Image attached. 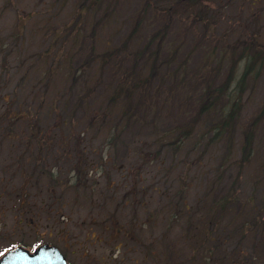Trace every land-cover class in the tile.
Segmentation results:
<instances>
[{
	"label": "trees",
	"instance_id": "1",
	"mask_svg": "<svg viewBox=\"0 0 264 264\" xmlns=\"http://www.w3.org/2000/svg\"><path fill=\"white\" fill-rule=\"evenodd\" d=\"M120 1L81 0L75 4V0L70 26L61 23L54 28V42L60 35L66 40L71 37L79 48L73 54H63L57 49L46 66V73L52 75L61 68L60 64H71L65 72V80L71 81V90L79 80L77 68L83 70L87 65L96 64L98 71L104 73L106 83L102 103L95 109H84L79 120L67 118L56 104L59 99L54 98L48 114L52 112L53 125L62 131L61 143L71 147H53L52 150L59 152L58 155L61 152L57 158L74 159L70 173L88 176L97 165L83 155L92 150L91 140L82 138L88 129L96 133L100 127L107 129L104 148H101L102 160L111 156V150L116 149L119 155L120 149L123 156L131 147L139 160L148 164L154 161L162 164L167 154L175 156L182 150L185 154L195 151L194 158L203 159L212 148L214 151L223 148L211 159L216 160L210 169L214 178L205 185L203 194L204 201L208 199L205 201L207 214L213 215L214 220L202 233L199 247H194L193 261L197 264H263L264 252L258 243L264 241V97L251 118L242 122L241 114L264 73V43L256 40L254 32L249 35L239 32L237 38L230 41L236 30L234 25L222 31L217 29L221 19L219 11H229L228 3L215 7L205 3L208 0H171L164 5L158 0H141L139 8L131 13L129 32L115 45L112 44L114 37L110 36L100 40L101 47H98L92 43L96 29L115 22L113 4L118 5ZM244 1L249 2L251 8L259 5L264 11V0ZM98 12L101 14L96 17ZM89 14L93 16L91 23L86 19ZM258 14L253 12L251 18ZM80 32L85 34L82 39H79ZM75 33L78 37L74 38ZM188 37L194 46L183 53ZM50 48L51 44L39 55L46 60ZM194 50H202L196 63H192ZM83 52L85 60L73 68L75 57ZM27 73L22 71L21 80ZM39 82L47 88L45 78H39ZM85 95L82 91L75 93V104L85 103ZM38 103L41 108L43 98H39ZM23 115L18 111L11 113L9 119L21 120ZM4 119L1 114L0 125ZM31 119L30 128H34V133L28 143L41 145V153L51 151L48 146L53 141L46 139L47 134L39 121L36 122V116ZM6 125L8 130L14 129L12 122L7 121ZM25 145L27 153L31 145ZM153 147L155 150L150 149V154L144 152L145 148ZM29 159H33L30 165L35 161L37 164L45 162L36 155L26 156V160ZM255 160L257 167L246 175L248 166ZM133 165L136 164H128ZM83 167L84 174L80 169ZM207 174L208 170L204 172ZM42 175L46 181L54 177L50 172ZM181 204L184 203L181 201ZM184 209L188 212L189 207L184 205ZM174 210L172 218H178L179 209ZM233 239L237 240V245L232 254L227 255L222 245H229ZM205 241L210 244L204 246Z\"/></svg>",
	"mask_w": 264,
	"mask_h": 264
},
{
	"label": "rangeland",
	"instance_id": "2",
	"mask_svg": "<svg viewBox=\"0 0 264 264\" xmlns=\"http://www.w3.org/2000/svg\"><path fill=\"white\" fill-rule=\"evenodd\" d=\"M158 1L164 2V5L171 0ZM226 1L205 2L215 7L228 3L231 7L229 11H219L221 19L217 29L222 31L234 25L236 30L230 36V41H234L239 32H244V35L254 32L256 40L263 44V8L259 5L251 8L249 2L244 0ZM74 2L75 0H0V115L5 118V122L0 125V144H4L5 149L6 144H13L18 147V152L22 148L26 150L25 144L31 145L29 151L24 153L25 190L31 194L36 193V177L46 185L44 189L40 188V212L25 210L26 223L30 224V219L32 223L37 222L40 226L41 243L56 244L74 264H197L193 261L192 251L194 247H199L202 233L214 220V216H209V210L205 208V201L208 199H203L204 187L214 178L210 169L216 160L211 159L219 155L223 148L218 151L212 148L204 154L203 159H195V151L185 154L186 151L182 150L175 156L167 154L162 164L156 161L148 164L139 160L131 147L123 156L120 149L119 155H116V149L111 150V156L102 160L101 148H104L107 129L100 127L99 133L88 129L82 138L91 140L89 144L92 145V150L83 155L97 164L95 171L91 170L92 173L88 176L70 173L74 159L71 157L65 160L64 156L57 158L61 156V152L58 155L59 152L52 150L53 147H71L61 143L62 131H58L53 125L52 112L48 114L54 98L59 99L56 104L67 118L79 120L84 109H95L102 103L101 94L105 90V75L98 71L96 64L87 65L83 70L77 68L85 60L84 52L77 54L72 64L78 70L79 80L71 90V81H68L69 78L65 80L66 69L71 64H60L61 68H57L52 75L46 73V66L53 60L57 49L63 54H73L79 48L73 44L71 37L66 40L60 35L56 42L53 41L54 28L61 23L70 26ZM78 2L81 0H76L75 4ZM141 3V0H121L118 5L113 4L116 7L115 22L98 26L92 43L101 47L100 40L113 36L112 44L115 45L118 39L129 32L131 13ZM253 12L259 13L254 19L251 18ZM92 14L86 18L87 21L90 19V23ZM100 14L98 12L96 17ZM73 35L74 38L79 35V39H82L85 34L80 32ZM50 44L52 48L45 60L39 53L49 48ZM192 46L194 44L188 37L183 53ZM194 52L192 63H196L202 50ZM22 71L28 72L23 80ZM39 78L47 80V88L43 87ZM32 87L34 89L30 90ZM80 91L82 95L86 94L85 103L78 101L75 104L74 94H79ZM263 97L264 73L257 82L255 93L242 111V122L253 116ZM39 98H43L41 108ZM18 111L25 114L23 119H9L11 113ZM32 116H36V122L39 121V126L44 128L46 139L53 141L48 146L51 151L41 153V145L28 143L34 133V128H30ZM7 121L12 122L14 129L8 130ZM236 140H240L239 134ZM150 149L155 150V147L145 148L144 152L150 154ZM28 155L41 156L45 162L37 164L35 161V164L30 165L33 159L26 160ZM130 163L136 165L129 167ZM257 163L255 160L248 166L246 175L253 173ZM80 169L84 174L85 167ZM206 170L209 174L204 175ZM45 172L53 174L52 181L43 180L46 178L42 175ZM12 181L17 184L20 177L15 175ZM29 199L32 198L27 195L26 200ZM39 200L33 198L32 201L36 205ZM181 201L183 206L189 207L188 212L183 210ZM176 207L180 214L178 218H172ZM12 215L14 216L9 214V222L13 219ZM135 224L139 225L135 227ZM236 242L233 239L229 245H222L225 254L234 250ZM208 244L210 241H205L204 246ZM263 245L264 241H259L258 246L264 252ZM217 252L218 249L216 254ZM199 255L202 257L203 254L199 252ZM84 258L88 259V263Z\"/></svg>",
	"mask_w": 264,
	"mask_h": 264
},
{
	"label": "flooded vegetation",
	"instance_id": "3",
	"mask_svg": "<svg viewBox=\"0 0 264 264\" xmlns=\"http://www.w3.org/2000/svg\"><path fill=\"white\" fill-rule=\"evenodd\" d=\"M6 145L7 148L5 149L3 148L4 144H0V261L12 251H23L32 254L42 245H47L56 247L67 264H74L70 262L65 252L56 244L41 243L40 226L37 222L32 223L30 219V224L26 223L25 210L30 211L32 209L37 211L36 213L40 212L41 201L39 197L41 196V189H44L46 185L41 183L42 186L40 178L36 177L35 181L38 183V188L35 190L36 193L26 192L24 180L25 152L23 148L18 152V147L16 148L13 144ZM15 150L17 152L14 153ZM15 175L20 177V181L17 184H13L12 181ZM27 195L32 199L26 200ZM33 198H38L39 200L36 205H34L36 200L32 201ZM9 214H14L11 222H9ZM88 259L84 258L86 263H88Z\"/></svg>",
	"mask_w": 264,
	"mask_h": 264
},
{
	"label": "water",
	"instance_id": "4",
	"mask_svg": "<svg viewBox=\"0 0 264 264\" xmlns=\"http://www.w3.org/2000/svg\"><path fill=\"white\" fill-rule=\"evenodd\" d=\"M53 256V257H52ZM55 258V259H54ZM0 264H67L56 247L42 245L34 253L12 251L6 254Z\"/></svg>",
	"mask_w": 264,
	"mask_h": 264
}]
</instances>
